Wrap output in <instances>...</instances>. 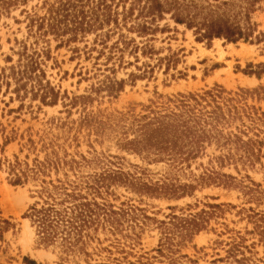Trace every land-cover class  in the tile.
<instances>
[{
	"label": "rangeland",
	"instance_id": "374dc122",
	"mask_svg": "<svg viewBox=\"0 0 264 264\" xmlns=\"http://www.w3.org/2000/svg\"><path fill=\"white\" fill-rule=\"evenodd\" d=\"M222 1L0 0V264H264V0L235 42L175 17ZM182 100L207 137L138 141Z\"/></svg>",
	"mask_w": 264,
	"mask_h": 264
},
{
	"label": "trees",
	"instance_id": "16d2710c",
	"mask_svg": "<svg viewBox=\"0 0 264 264\" xmlns=\"http://www.w3.org/2000/svg\"><path fill=\"white\" fill-rule=\"evenodd\" d=\"M256 1L248 0L247 4H243L242 2L224 0L212 8L203 6L199 8V5L195 2L184 5L178 2L175 3V9L177 10L175 17L179 22H185V19L189 17L188 25L190 27L196 26L203 37H225L227 40L235 42L241 38L249 39L251 36L253 24L250 12L254 9ZM152 9L163 12L167 8L158 1L152 6ZM199 15L202 16L201 19ZM207 93L211 96H216L213 91H208ZM182 103L185 111L155 116L152 120L143 124L142 139L138 141L145 145L148 142L161 148L166 146V148L175 150L180 141L185 143L183 146H186L194 141L198 143L202 137H207L208 134H205V128L199 130L191 124L192 122L200 124L201 121L195 107L191 109L190 104L186 100H182ZM219 108L221 107L217 106V109ZM217 109L209 111L210 113H215L216 118L219 116ZM34 209L36 210V208ZM35 215L40 232L43 233L42 239L45 241L54 240L66 228H70L72 231L79 230V226L76 225L77 217L67 218L65 210L56 209L54 206L36 210Z\"/></svg>",
	"mask_w": 264,
	"mask_h": 264
}]
</instances>
